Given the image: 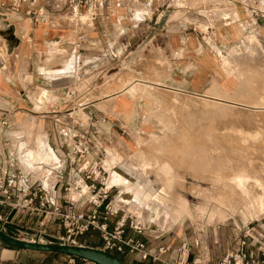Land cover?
<instances>
[{"label": "crops", "instance_id": "obj_1", "mask_svg": "<svg viewBox=\"0 0 264 264\" xmlns=\"http://www.w3.org/2000/svg\"><path fill=\"white\" fill-rule=\"evenodd\" d=\"M118 1L119 9L113 11L107 21L101 18L87 21L89 17L84 12L83 17L74 20L67 11L57 8L53 3L39 2L35 5L36 8L43 9L50 21L49 24H33L24 16L27 9L25 4L21 5L17 13L6 15L0 11V170L7 169L16 175L11 168L15 163L14 157L5 154L7 143L4 133L14 127H10V117L13 124L16 116L29 113L46 126L43 133L45 137L40 135L35 138L30 148L24 142H17L14 148L24 172H40L46 167L58 168L53 173L56 181L57 175L67 178L68 174L56 123L72 109L86 105L99 117L106 118V122L101 124L104 148H115L122 154L125 149L132 147V133L141 131L140 112L137 109L141 107L142 102H134L129 95H122L125 89L130 86L149 85L161 90H186L199 94L209 91L212 81L211 70L208 67L217 55L206 41L198 36V27L193 26L198 24L197 18L202 19L201 14L212 12L211 9L202 8V3L197 0H181L177 8L172 10L158 9L159 4L151 0ZM133 3L148 9L147 15L137 22L134 21L135 14L130 8ZM212 13H215L214 9ZM62 15L66 16L67 20L63 21ZM228 16L230 21L232 19L237 24L244 20L242 14L240 19L231 18L233 16L231 13L226 15V18ZM77 21L86 25L87 42L81 45L77 43L75 29ZM211 21L209 20L208 26L213 28L214 33L217 28L223 30L231 23H223L217 27L211 25ZM260 23L257 22V26ZM205 25L199 24L206 28ZM252 27L254 26L244 29L251 32ZM233 42L227 40L217 43V50L223 53ZM56 45L60 48L54 47ZM46 49L52 50L54 54H59L63 49L68 50L72 64L70 67L59 64L43 67ZM5 52H8L10 70L5 69ZM70 57L67 56V62ZM22 66L24 71L19 69ZM122 70L125 72L121 81H116ZM31 96L36 99L35 106L39 110L37 112L21 107L22 99L29 100ZM121 97L129 103L131 115L118 109ZM9 99L11 103L7 102ZM29 102L32 105V102ZM122 105H125V102L122 101ZM114 132H118L122 138V147L113 139ZM19 150L24 151L19 154ZM47 151L56 158L59 163L57 167L53 168L48 164L45 154ZM106 160L105 156L104 166L108 173V187L111 193L119 190L109 184L112 173L124 181H136L137 173H133L134 168L129 163L120 161L107 169ZM27 176L36 183V186L42 184L45 188H50L53 185H47L43 178ZM114 203L112 200L111 213L108 215L103 208L98 211L100 220L106 215L105 223L109 230L129 215L136 216L129 213L125 206L123 209L116 208ZM90 208L88 206L85 210L88 212ZM0 213L3 218H7L8 232L22 230L32 234L39 231L40 215L28 216L20 211H10L8 208L2 209ZM139 219L145 225L143 233L136 235L126 225L124 238L143 244L144 250L150 256L142 260L140 254H130L127 250L122 253H111L124 264H175L179 260L185 261L186 264L217 263L230 247V243L224 245L216 238L207 243L202 237L186 238L179 230L168 229L162 232L147 226L143 219ZM44 229L49 234H61L56 224H49ZM253 231H264V225H256ZM242 234L238 232L236 236ZM253 238V247L250 251L253 256L261 257L257 247L264 243L256 237ZM87 239V235L80 237L78 244L82 245ZM102 244L100 240L97 245L90 244L92 246L89 247L100 250ZM25 252L29 251H15L0 244V264L7 261L24 264L21 258Z\"/></svg>", "mask_w": 264, "mask_h": 264}, {"label": "rangeland", "instance_id": "obj_2", "mask_svg": "<svg viewBox=\"0 0 264 264\" xmlns=\"http://www.w3.org/2000/svg\"><path fill=\"white\" fill-rule=\"evenodd\" d=\"M197 1L202 3V8L211 9L212 12L214 9L215 12L207 18L208 12L205 11V15L201 14L203 21L196 17L199 22L193 26L198 27V36L217 55L208 67L211 70V88L204 94L161 90L144 85L125 89L122 95H129L134 102H142L137 109L140 112L141 131L132 133V147L125 149L122 154L115 148L105 149V165L109 169L115 163L126 161L134 168L136 181H124L117 177L122 183L119 187L123 190L112 192L110 198L116 202L117 195L132 190L137 206L145 211H134L128 206L125 209L143 219L147 226L162 232L179 230L186 238L202 237L207 243L216 238L224 245L230 243L228 252L235 248L238 232L246 227L264 225V213L249 216L233 187L237 181L251 182L253 178L260 177V180L264 176V24L260 23L248 32L242 20L237 24L226 18L225 14L231 13V18L240 19L241 14L237 9L218 6L220 0ZM130 8L136 22L148 12L146 7L137 3H133ZM223 12L224 15H220ZM62 19L67 20V17L63 16ZM209 20H212L211 25L217 27L231 23L223 30L217 28L216 33L213 30L205 34V27L199 24H206L207 27ZM227 40L234 42L223 53L218 51L216 44ZM54 47L60 48L58 45ZM63 50L59 54L44 50L46 56L42 66L59 64L70 67L69 51ZM67 56L70 57L68 62ZM5 58V69L10 70L8 52H5ZM19 69L24 71L23 66ZM124 72L120 71L116 81H121ZM204 95L209 98H203ZM35 101L34 96L29 100L23 98L21 107L37 112L39 110ZM119 101L118 109L131 115L129 103L122 97ZM122 101L125 105H122ZM7 102L11 103V99ZM10 120V127H14L4 133V138L7 143L5 154L15 159L12 171L43 178L49 186L54 184L53 173L58 168L46 167L40 172H24L14 148L17 142H24L30 148L35 138L40 135L45 137L43 133L46 126L29 113L16 116L14 125L12 117ZM113 134V139L121 146L122 138L118 132ZM23 151L19 150V154ZM221 152L229 155V162L225 157H217ZM238 159L239 163L233 165L232 160ZM47 162L53 168L59 165L57 162L53 166L48 158ZM117 185V182L110 184L111 187ZM114 205L116 208L123 207L116 203ZM148 212L152 218L148 217L149 214L145 215ZM167 215L171 216L172 221L166 226L167 220L164 219ZM11 235L15 236L16 232ZM86 235L91 239V244L97 245L100 241L94 232ZM25 237L31 238L30 235ZM25 253L21 258L24 264H68L65 256ZM4 264L16 262L7 261Z\"/></svg>", "mask_w": 264, "mask_h": 264}, {"label": "built area", "instance_id": "obj_3", "mask_svg": "<svg viewBox=\"0 0 264 264\" xmlns=\"http://www.w3.org/2000/svg\"><path fill=\"white\" fill-rule=\"evenodd\" d=\"M179 1L181 0H151L159 4L158 9L165 10L177 8ZM220 1L221 4L218 6L241 12L244 17L243 25L247 29L256 26L257 22L264 24V0ZM39 2L53 3L57 8L67 11L74 20L87 14L89 17L87 21L95 18L107 21L108 16L120 7L118 0H11L10 2L2 0L0 11L6 15L17 13L21 5L25 4L27 9L24 11V16L33 24H49L50 21L43 9L35 7ZM221 15H224V12ZM210 16H212L211 11L206 17L210 18ZM75 29L78 45L86 43V25L77 21ZM212 31L210 26L204 29L205 34ZM105 122L106 118L99 117L86 105L76 107L65 114L56 124L60 147L66 160L67 178L57 175L52 187L45 188L42 184L36 186L27 175H14L7 169L0 170V212L8 208L10 211H20L28 216L40 215L39 231L32 232L38 241L79 245L77 242L80 237L94 232L103 243L100 250L110 254L127 250L130 254H140L141 259L145 260L150 255L144 250L143 244L124 238L126 225L136 235L143 233L145 225L138 217L129 215L124 221L117 223L112 230H109L105 223L106 215L111 213L112 207L108 173L104 166L106 153L101 124ZM88 206L91 208L87 212L85 209ZM101 208L106 211V215L100 220L98 211ZM6 221L7 218H3L0 213V227L6 228ZM49 224H56L61 234L46 233L44 228ZM21 232L22 230L16 231L15 236H19ZM242 233L237 238L233 250L226 252L217 263L204 264H264V244L257 247L261 257L253 256L250 251L253 247V237L264 243V231H253V227H246ZM67 263L91 264L83 261L78 263L71 257H67ZM175 264H186V262L179 260Z\"/></svg>", "mask_w": 264, "mask_h": 264}, {"label": "water", "instance_id": "obj_4", "mask_svg": "<svg viewBox=\"0 0 264 264\" xmlns=\"http://www.w3.org/2000/svg\"><path fill=\"white\" fill-rule=\"evenodd\" d=\"M21 235H11L5 227H0V243L20 251L71 257L91 264H124L116 256L89 246L38 241L35 235L25 231ZM26 235L31 238H26Z\"/></svg>", "mask_w": 264, "mask_h": 264}, {"label": "bare ground", "instance_id": "obj_5", "mask_svg": "<svg viewBox=\"0 0 264 264\" xmlns=\"http://www.w3.org/2000/svg\"><path fill=\"white\" fill-rule=\"evenodd\" d=\"M106 24V23H105ZM52 52V51H51ZM50 53V52H49ZM53 53V52H52ZM138 78V77H137ZM139 81V80H138ZM140 82V81H139ZM141 83V82H140ZM145 83V82H144ZM148 85V84H147ZM146 86V85H144ZM149 87V85L147 86ZM214 89V88H213ZM211 91V90H210ZM210 94V93H209ZM203 98H209L208 96L204 95L202 96ZM212 98V97H211ZM212 99H215L214 97ZM221 101V100H219ZM222 103V102H221ZM223 104V103H222ZM201 147V146H200ZM202 153V152H201ZM215 153V152H214ZM217 153V152H216ZM219 153V152H218ZM46 156L49 160L50 163L54 165L58 164L56 158L54 157L53 154H51L49 151H47ZM44 154V156H45ZM224 152H221L219 154V156H217L218 158H222L225 157L226 160L229 162L230 159H228V154L226 152L227 155H224ZM210 156V155H209ZM241 157V156H240ZM202 158V157H201ZM242 159V157H241ZM213 161V159H212ZM239 159L235 160L233 162V165L238 164L239 163ZM26 165V164H25ZM27 166V165H26ZM52 166V165H51ZM217 170V169H216ZM255 173V172H253ZM115 174V173H114ZM257 176V175H256ZM260 178V177H258ZM258 178H253V180L251 182H245V181H237L236 183H234V188L236 190V195H238V197L241 198L242 204L244 205V209L247 212V214L249 216L251 215H256V214H262L264 213V176L261 177L263 179H258ZM119 178L115 177L114 175H111L110 177V184H112L113 182H117V188H119V190H123L119 187V185H121V181ZM126 192V191H125ZM128 192V191H127ZM115 203L118 205H123V206H128L130 207L131 210L136 211L138 209V211H142L144 210L143 208H140V206H137V203L135 202V198L133 196V192L132 190L128 193H120L116 199H115ZM227 201H230V199H228ZM146 208V207H145ZM234 208H238V206H234ZM123 209V208H122ZM129 209V208H128ZM147 209V208H146ZM162 209V208H161ZM125 210V209H124ZM130 211V210H129ZM137 211V212H138ZM145 211V210H144ZM145 213V212H143ZM149 214V218H152L153 216H151V214L148 212L145 215ZM146 217V216H145ZM166 218L164 220H167V225L170 224V222L172 221L171 216L167 215L165 216ZM252 217V216H251ZM163 222V221H162ZM164 223V222H163Z\"/></svg>", "mask_w": 264, "mask_h": 264}, {"label": "trees", "instance_id": "obj_6", "mask_svg": "<svg viewBox=\"0 0 264 264\" xmlns=\"http://www.w3.org/2000/svg\"><path fill=\"white\" fill-rule=\"evenodd\" d=\"M9 234H12L11 232H8ZM91 239H87L84 243H82V245H86V246H89L90 244H91ZM5 246V245H4ZM90 246H92V245H90ZM7 248H9V249H12V250H15V251H19V250H17V249H14V248H11V247H8V246H6ZM94 247V246H93ZM49 256H53V254H48ZM58 256H60V255H58ZM120 261H122L120 258H118ZM76 260V262H78V263H80L81 262V260H78V259H75Z\"/></svg>", "mask_w": 264, "mask_h": 264}]
</instances>
